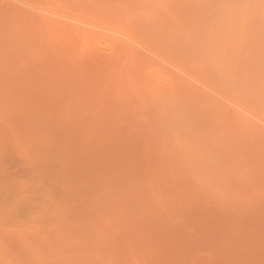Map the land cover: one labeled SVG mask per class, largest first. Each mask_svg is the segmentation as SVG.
Returning a JSON list of instances; mask_svg holds the SVG:
<instances>
[{"label": "bare ground", "instance_id": "1", "mask_svg": "<svg viewBox=\"0 0 264 264\" xmlns=\"http://www.w3.org/2000/svg\"><path fill=\"white\" fill-rule=\"evenodd\" d=\"M263 148L264 0H0V168L6 164L7 149L14 150V158H23L17 161L26 163L23 166L30 169V179L18 182L12 179L8 188L13 196L18 194L15 203L19 201L29 204L28 209L32 207L29 213H24L30 217L29 223L24 222L26 225L13 215L18 218V229H29L23 232L13 227L14 217L8 215L12 220L7 221L12 209L0 204V220L6 223L0 224V264H164V258L165 263L166 260L170 263L175 255L176 260L181 256V261L186 258L183 254L188 249L180 236L194 232L193 225L189 228V223H182L185 217L193 222L195 214L199 219L201 213L204 223L210 219L206 224L216 225L218 221L217 226L223 228L221 220L227 221L231 214L239 217L241 213L244 219L248 206L253 213L260 211L264 216V163L263 168L260 166ZM254 151L261 154L260 158ZM231 157L233 160L229 159ZM255 157L259 165L254 162ZM4 167L0 175L4 173L1 177L6 180ZM257 167L262 169L261 173ZM164 168L168 174L172 171L179 177H168V181L181 178L187 186L183 189L189 186L192 194L197 192L196 197H200L203 192L198 193L202 189L209 190L211 193H203L205 198L209 194L211 198L207 199L212 200L207 209L219 203L220 212L228 203L226 206L234 210L226 207L231 213H219V219L224 217L220 221L215 215H208L209 218L205 214V210L209 211L204 208L207 199L205 206L202 205L204 209L201 210L199 204L194 210L198 198L192 196L194 203L190 198L192 194L187 192L190 190H186L190 197H186L187 201L183 199L185 191H180L182 196L179 194L181 183L179 188L176 186L179 195L173 191L175 186L171 188L173 192L168 193L171 185L168 187L161 182L169 176L164 175L167 171ZM160 174L165 179L163 175L160 179ZM222 174L225 176H220L221 182L217 176ZM156 175L164 186L155 181ZM148 179L149 185L157 182L159 187L153 185L160 190L156 193L157 190H153L157 188L151 189V186L148 191L144 187L146 181H142L138 188L144 187L146 194L149 192L147 195H162V190L168 187L164 190L168 195L174 196L175 192L174 197H181L182 203L178 206L185 203L183 207L188 208L194 204L192 209L201 212L189 210L191 207L179 210L176 203H170L174 202L172 198L166 197L170 199L169 202L167 199L168 204L166 199L162 200L164 194L156 195L163 202L159 201V208L147 197L144 203L145 191L138 190L139 195L137 185L141 184L140 180H147V185ZM2 182L0 193L7 191V180ZM241 183L245 184V190L248 188V194L258 196L254 198L256 208L252 205L253 196L239 188ZM250 184L252 187L248 186ZM137 193L139 199L143 198L141 204ZM33 197L40 200L36 198L35 202ZM190 199L193 204L186 205V202L191 204ZM164 202L167 206L172 204L171 208L168 206L169 211L163 209L167 208ZM239 202L245 205L243 212L238 209L242 205ZM154 205L160 213L170 212L175 207L171 211L176 210L178 217L183 211H188L186 215L191 211L188 215L192 218L183 213L185 217L181 221L183 230L187 229L185 226L190 229L184 230L186 233L180 231L181 224L176 226L178 218L174 217L177 215L171 212H165L170 214L169 218L166 214H162L163 218L158 215L161 222L158 227L165 223L164 219H170L165 223L169 230L164 227L170 235L168 238L166 235V239L170 243V232L176 233L171 241L179 243L182 251L174 249L176 243L173 247L170 245L173 242L167 246L164 228L157 231L164 235L160 240L165 239V245L159 240V234L154 232L153 236L152 231H156L155 227L151 229L156 218ZM236 209L239 212L235 216ZM260 212L254 216L264 222ZM232 215L229 223L235 225L242 221L240 216L236 223ZM203 218L200 217L201 222ZM250 220L247 225L259 222L254 218ZM30 222L32 227L27 226ZM195 222L193 224H197ZM201 222L198 223L204 224ZM242 223L236 226L240 228ZM7 224L8 228L15 229H8ZM170 225L173 229L179 228V233L174 232L176 229L172 231ZM225 226L224 229L226 223ZM236 226L230 228L238 229ZM245 228L248 230L245 233H242L243 228L239 229V238L251 235L249 228ZM228 229L224 230L227 234L221 230L217 235L223 240V235L228 237L229 233L231 239ZM235 237L227 248V251L232 250L231 256L230 247L233 248ZM237 243H234L235 249L242 246L241 242ZM163 246L172 248L167 249L171 258L167 252L162 254L166 251L165 247L162 250ZM173 249L179 253L185 250L178 256ZM256 257L252 259H261L259 264H264V256ZM250 259L251 264H255V260ZM185 261L192 264L187 259L181 264Z\"/></svg>", "mask_w": 264, "mask_h": 264}, {"label": "rangeland", "instance_id": "2", "mask_svg": "<svg viewBox=\"0 0 264 264\" xmlns=\"http://www.w3.org/2000/svg\"><path fill=\"white\" fill-rule=\"evenodd\" d=\"M262 144H263V143H262ZM237 147H238V145H237ZM249 147H251V148L254 150L253 146H249ZM261 147H262V146H261ZM234 148H235V145H234ZM234 148H233V149H234ZM242 148H243V147H242ZM242 148H239V151H240V149H242ZM236 149H237V148H236ZM236 149H235V151H236ZM245 149H246V148H245ZM255 149H256V148H255ZM261 149H262V148H261ZM263 149H264V148H263ZM9 150H11V151H9ZM9 150L7 149V152L10 153V154L12 155V154L14 153V150H13V151H12V149H9ZM248 150H249V149H248ZM253 150H252V151H253ZM259 150H260V149H259ZM241 151H242V150H241ZM241 151H240V153H242ZM249 151H250V150H249ZM11 152H12V153H11ZM237 152H238V150H237ZM245 152H246V151H245ZM250 152H251V151H250ZM8 153H7V155H5V156H8V157L6 158V159H7V160H6L7 162L4 161V162L6 163V164L4 163V164H5V165H4L5 167L2 166V168H0V170H1V169H3V167H4V169L7 170V172H6V170H5V172H6L7 175H8V176H7V179H6V180H7V191H6V192H2V193H0V204H3L4 206H5V205H8V206L10 207L9 209H12V210H11L12 212H10L11 214H7V221L12 220L10 217H8V215H11L12 218L14 217L13 219H15V220L13 221V223L15 224V226H13V225H12V226H13V227H16V229L13 228V227L8 228V227H9V226H8L9 224H7V228L10 229V230H14V229L17 230V229H18L17 226H19L20 224L17 222V221H18V218H16V217H17V216L20 217L19 219H20L21 222H22V220H23V223H24L25 221H26L27 223H29V220H28V218H30V217H28L29 214H27V215H28V216H27V215L24 214V213H29V212H30V208H32V207H30V208L28 209L27 207H28L29 204H27V205H23V204H20L19 201H17V202L15 203V200H14V199H16V200L18 199V198L16 197L18 194H15V195L13 196V191L10 190V188H8V185L11 183L10 181H12V179H16L17 182H18L19 180L26 181V180L30 179V174H29L30 172H28L30 169H29V170H26V169H28V167H27L28 165H29L30 168H31V164H30L29 162L26 161V162H27V166H26V165H25V166H26L27 168H25V167L23 166V164H24L25 162H24L23 164H20L21 161H20V163L18 162V161H19L18 159H19L21 156H19V158L16 159V158H14L13 155H12L13 157H9V154H8ZM240 153H239V155H240ZM246 153H247V152H246ZM251 153H252V152H251ZM263 153H264V152H263ZM17 154H18V153H17ZM232 154H233V153H232ZM234 154H235V152H234ZM244 154H245V153H244ZM253 154H254L255 156H256V154H257V157L260 158V155H261V154H259L258 151H256V152L254 151ZM11 155H10V156H11ZM14 155H15V153H14ZM18 155H19V154H18ZM18 155H17V156H18ZM227 155H228V154H227ZM229 155H230V153H229ZM246 155H248V154H246ZM15 156H16V155H15ZM241 156H242V155H241ZM250 156H252V155H250ZM233 157H235V156L233 155ZM237 157H238V156H237ZM243 157H244V160L247 159V158H245V156H243ZM243 157H242V158H243ZM247 157H248V156H247ZM253 157H254V156H253ZM262 157H263V158L261 159V165H260L261 167H262V164L264 163V161H262V160H264V154L262 155ZM21 158H22V157H21ZM21 158H20V159H21ZM248 158H249V157H248ZM250 158H251V157H250ZM255 158H256V157H255ZM22 159H23V158H22ZM227 159H228V157H227ZM229 159L231 160L232 157L229 158ZM237 159H238V158H237ZM237 159H236V160H237ZM240 159H241V158L239 157V160H240ZM256 159H257V158H256ZM17 160H18V161H17ZM232 160H233V159H232ZM239 160H238V161H239ZM241 160H242V159H241ZM253 160H254V159H253ZM22 161H25V160H22ZM246 161H247V160H246ZM232 162H233V161H232ZM248 162H249V161H248ZM248 162H247V163H248ZM254 162H257V163H258V159H257V161H254ZM226 163H227V162H226ZM229 163H230V162H229ZM234 163H235V162H234ZM234 163H231V164L234 165ZM237 163H238V162H237ZM241 163H244V162H241ZM259 163H260V162H259ZM259 163H258V165H259ZM25 164H26V163H25ZM6 165H7V166H6ZM164 165H165V164H164ZM227 165H228V164H227ZM227 165H226V166H227ZM236 165H237V164H236ZM250 165H251V164H250ZM252 165H253V167H254V164H252ZM244 166H245V165H244ZM256 166H257V164H256ZM256 166H255V167H256ZM6 167H7V168H6ZM165 167H166V165H165ZM227 167H228V166H227ZM246 167H247V166H246ZM253 167H252V169H253ZM263 167H264V166H263ZM263 167H262V168H263ZM166 168H167V167H166ZM230 168H231V167H230ZM232 168H234V167H232ZM232 168H231V169H232ZM243 168H244V167H243ZM257 168H258V167H257ZM168 169H170V168H168ZM228 169H229V168H228ZM234 169H235V168H234ZM246 169H247V168H244V170H246ZM254 169H255V168H254ZM258 169H260V168H258ZM263 169H264V168H263ZM31 170H33V168H32ZM164 170H165V168H164ZM166 170H167V169H166ZM166 170H165V171H166ZM170 170H171V169H170ZM248 170H249V169H248ZM261 170H262V169L259 170L260 173L262 172ZM33 171H34V170H33ZM225 171H226V170H225ZM250 171H251V170H250ZM252 171H253V170H252ZM257 171H258V170H257ZM259 171H258V172H259ZM2 172H4V170H2ZM248 172H249V171H248ZM248 172H247V173H248ZM170 173L173 174L174 172L170 171L169 174H168V170L166 171L165 174H164V172H163V174H164L165 176H166L167 174L169 175V176H167V178H166L167 181L169 180L168 177H169V178H172V176H176L175 173H174V175H172V174L170 175ZM247 173H246V174H247ZM254 173H255V172H254ZM163 174H160V179H161V176H162ZM220 174H221V173H220ZM223 174H224V173H223ZM223 174H222V175H218L217 178L219 179L220 176H221V177H222V176L224 177L225 175H223ZM242 174H243V173H242ZM244 174H245V172H244ZM249 174H250V173H249ZM255 174H256V173H255ZM255 174H254V175H255ZM262 174H263V173H262ZM262 174H261V175H262ZM2 175H4V173H3ZM2 175H0V177H1ZM5 175H6V174H5ZM31 175H33V173H32ZM164 175H163V178H162V179H165V176H164ZM226 175H227V174H226ZM230 175H231V174H230ZM238 175H239V174H238ZM247 175H248V174H247ZM254 175H253V176H254ZM263 175H264V174H263ZM156 176H157V175H156ZM158 176H159V175H158ZM158 176L156 177L157 179L155 178V179H156L155 181H157V182H158ZM170 176H171V177H170ZM243 176H244V175H243ZM259 176H260V175H259ZM176 177H178V176H176ZM221 177H220V178H221ZM227 177H228V176H226L225 179H227ZM1 178H2V177H1ZM1 178H0V179H1ZM31 178H32V177H31ZM230 178H231V177H230ZM232 178H233V177H232ZM245 178H246V177H245ZM247 178H249V176H248ZM253 178H254V177H253ZM146 179H147V178H146ZM166 179H165V180H161V182L164 181V185H167L168 187H169V185H171V187H169L170 189L167 187V188H165V189L162 190L163 192H161V193H163L164 196H163V194L160 195V193L156 194V193L160 190V189L158 190L159 185H156L157 182H155V181H153V184L156 185V186H158V187H155L153 184H152V185H149V183H151V181H150L149 179H148V180H149L150 182L148 181V184H147V185H145V184L147 183V180H140L139 182H141V184L138 183L139 185H137V191H138V190H140V191L144 190V191H145L146 189L148 190L149 187L153 186L151 189H153L154 187L157 188V189H154V190H153V191L157 190V191H155L156 193L154 192V193H155V196H154L153 192H150L151 194H153V195H152L153 198H156V197H157L156 195H159V196H161V197L163 196L162 200H163V199H164V200L166 199L165 202H167V199H169V198L171 199V198H172V199L174 200V202H172V200L170 201V199L168 200V202L170 201V203H174V204L176 203V205L179 204V205L181 206V203H182V202L180 201L181 197L178 196V195H179V194L181 195V193H182L183 190H184L183 188H186L187 186L183 185V184H185V183H184V182H181V178H180L179 181H177V180L179 179V177H178V179H176L175 177H174L173 179H171L172 182H171V180L168 181V182H165ZM174 179H176V181H174ZM236 179H237V177H236ZM236 179H235V183L237 182ZM238 179H239V177H238ZM240 179H241V178H240ZM254 179H256V177H255ZM260 179H261V178H260ZM6 180L2 178V179L0 180V182H2V181H6ZM16 180H15V181H16ZM153 180H154V179H153ZM229 180H230V179H229ZM243 180H245V179L243 178ZM250 180H251V179H250ZM262 180H263V178H262ZM13 181H14V180H13ZM142 181H146V183L144 182V187H146V189H143L144 187L142 186L143 188H142V190H141V188H138V186H141V185L143 184ZM223 181H225V180H223ZM226 181H227V180H226ZM226 181H225V182H226ZM233 181H234V180H233ZM251 181H252V180H251ZM9 182H10V183H9ZM154 182H155V183H154ZM170 182H171V184H168V183H170ZM217 182H218V181H217ZM221 182H222V178H221ZM221 182H220V183H221ZM225 182H224V183H225ZM252 182H253V181H252ZM256 182H257V181H255V183H256ZM259 182H260V181H259ZM2 183H3V182H2ZM45 183H46V182H45ZM158 183H159L160 185L162 184V183H160V182H158ZM158 183H157V184H158ZM179 183H181V188H182V189L179 188V185H178ZM229 183H230V185H231V181H230ZM229 183H228V184H229ZM233 183H234V182H233ZM244 183H245V182H244ZM246 183H247V182H246ZM249 183H250V182H249ZM255 183H253V184H255ZM0 184H1V183H0ZM236 184H237V183H236ZM236 184H235V186H237ZM251 184H252V183H251ZM251 184L248 185V186H251ZM253 184H252V186H253ZM2 185H4V183H3ZM47 185H49V184H47ZM148 185H149V186H148ZM162 185H163V184H162ZM162 185H161V186H162ZM164 185H163V186H164ZM177 185H178V186H177ZM225 185H227V184H225ZM263 185H264V184H263ZM5 186H6V184H5ZM5 186H4V187H5ZM10 186H11V185H10ZM50 186H51V185H50ZM161 186H160V187H161ZM174 186H175V187H174ZM176 186L180 189V190H179V194L177 193L178 190H177V187H176ZM183 186H185V187H183ZM241 186H242V183H241ZM241 186H239V188H242V190L246 187L245 184H243L242 187H241ZM252 186H251V187H252ZM255 186H256V185H255ZM260 186H261V185H260ZM260 186H256V187L259 188ZM4 187H3V188H4ZM19 187H20V186H19ZM46 187H47V186H46ZM54 187H55V186H54ZM147 187H148V188H147ZM165 187H166V186H165ZM172 187H174V189H176V190L171 189ZM227 187H228V186H227ZM231 187H233V184H232ZM0 188H1V185H0ZM3 188H2V189H3ZM50 188H51V187H50ZM163 188H164V187H163ZM223 188H226V187L223 185ZM233 188H234V187H233ZM233 188H232V189H233ZM239 188H238V189H239ZM260 188H261V187H260ZM2 189H1V191H3ZM13 189H14V188H13ZM51 189H55V188H51ZM57 189H58V188H57ZM151 189H150V191H151ZM167 189L170 190V191L168 192V193H170V194H171V192H173V191H175V192L178 194V195H176V197H178V199H179V200H178L179 203H177V202H178V201H177V198L174 197L176 193H175V192L172 193V194H174V196H172V195H170V194H169V195H170V196H169V195L167 194V191H164V190H167ZM228 189H229V188H228ZM236 189H237V188H236ZM247 189H248V188H246V190H247ZM251 189H252V188H251ZM253 189H254V188H253ZM262 189H264L263 186H262ZM14 190H15V189H14ZM17 190H18V189H17ZM17 190L15 191L16 193L18 192ZM172 190H173V191H172ZM181 190H182V191H181ZM186 190H190V189H189V186H188V188H187ZM186 190H184L185 192L183 193V194H185V195L182 194V195H183V199H186L187 196H188L187 199H189V197H190L189 194H190V195L192 194V191L190 190L191 192H190V191H187V192H189V194L186 195ZM244 190H245V189H244ZM246 190H245V192H247ZM249 190H250V189H249ZM260 190H261V189H259V191L256 190L257 195H258V192H261ZM53 191H54V190H53ZM148 191H149V190H148ZM180 191H181V193H180ZM206 191H209V190H207V189H202V191L199 192L198 194L200 195L202 192L204 193V192H206ZM225 191H227V190H225ZM257 191H258V192H257ZM262 191H263V190H262ZM51 192H52V190H51ZM57 192H58V191H57ZM138 192H139V191H138ZM164 192H166V195H165ZM209 192H210V191H209ZM229 192H230V191H229ZM231 192H232V191H231ZM235 192H236V191H235ZM59 193H60V197H61L62 194H61V192H59ZM140 193H141V192H139V195H141ZM148 193H149V192H148ZM148 193H147V194H148ZM196 193H197V192H195V194H194V191H193V194L191 195L190 198H193L192 196L195 195L194 197H195V198H198V199H196V203L199 201L198 204H197V205H196V204L194 205V204L191 202V200L193 201V199H194V203H195V198H193V199H190V203H191V204H187V202H186V205H192V204H193L195 207L197 206L196 208H194V210L197 209V208H199V207H198L199 204L201 205V206H200V209H201V210L204 209V208L207 209V207L209 208V206L212 205V203H211L212 200H211V199H207L208 196H209V198H211L209 194H206L207 197L205 198V196H204L203 193L200 195V197H196ZM210 193H211V192H210ZM236 193H237V192H236ZM239 193H241V192H239ZM243 193H244V192H243ZM243 193H242V194H243ZM56 194H57V193H56ZM142 194H143V192H142ZM144 194H146V191L144 192ZM144 194L142 195L143 197H145L144 199H143L142 196H141V199H143V202H144V200H146V197H147L149 200L151 199V201H154V202L156 203L157 206L160 205V202H159V201L162 202L161 199L159 200V197H158V199L156 198V199L158 200V201L156 202L155 199L153 200V199L151 198V197H152L151 195H147V194H146V195L144 196ZM228 194H230V193H228ZM232 194L234 195L235 193H232ZM242 194H241V195H242ZM244 194H245V193H244ZM244 194H243V197H244ZM247 194H248V192H247ZM250 194L252 195L251 192H250ZM250 194H248V195H250ZM253 194H255L254 191H253ZM139 195H138V193H137V198L139 197ZM182 195H181V196H182ZM199 195H197V196H199ZM202 195H203V196H202ZM226 195H227V194H226ZM226 195H225V196H226ZM251 195H250V196H251ZM259 195H260V194H259ZM28 196H30V195H28ZM37 196H38V195H37ZM39 196H40V195H39ZM57 196H59V194H57ZM150 196H151V197H150ZM167 196H168L169 198H166ZM171 196H172V197H171ZM184 196H185V197H184ZM212 196H213V195H212ZM218 196H219V195H218ZM221 196H222V195H221ZM235 196H236V195H235ZM245 196H246V194H245ZM252 196H253V195H252ZM260 196H262V194H261ZM260 196H259V197H260ZM15 197H16V198H15ZM21 197H22V196H21ZM40 197H41V196H40ZM173 197H174V198H173ZM179 197H180V198H179ZM201 197H202V198H201ZM203 197H204L205 199H204ZM213 197H215V195H214ZM226 197H228V195H227ZM229 197H231V196H229ZM243 197L241 196V198H243ZM246 197H247V196H246ZM257 197H258V196H257ZM257 197H256V198H257ZM25 198H26V197H25ZM27 198H29V197H27ZM27 198H26V199H27ZM36 198H37V197H33V200H35V202H36L37 199H38V198H37V199H36ZM175 198H176V199H175ZM200 198H201V203L204 202L203 204L200 203V200H199ZM217 198H218V197H217ZM220 198H221V197H220ZM222 198H224V197H222ZM248 198H249V199H251V198L253 199V200H252V201H253L252 205H253L254 202H255V199H256V198H255L254 196L251 197V198H250V197H248ZM254 198H255V199H254ZM19 199H20V198H19ZM21 199H22V198H21ZM29 199H31V197H30ZM141 199L138 198V201L140 200V201H139L140 204H141V202H142ZM148 199H147V201H148ZM183 199H182V200H183ZM187 199H186V201H187ZM203 199H204V200H203ZM206 199L208 200V201H207V204L205 203V200H206ZM215 199H216V197H215ZM218 199H219V198H218ZM224 199H225V198H224ZM233 199H234V198H233ZM261 199H262V197L260 198V200H261ZM263 199H264V198H263ZM38 200H40V199H38ZM202 200H203V202H202ZM209 200H211V201H209ZM213 200H214V199H213ZM221 200H222V199H221ZM238 200H239V199H238ZM238 200H237V201H238ZM242 200H243V199H242ZM242 200H241V202L243 203L244 200H243V201H242ZM246 200H247V201H246ZM260 200H259V201H260ZM26 201H27V200H26ZM30 201H31V200H30ZM176 201H177V202H176ZM216 201H217V202H220V201L217 200V199H216ZM227 201L229 202V199H228ZM227 201H226V203H227ZM245 201H246V203H247V202H248V199H245ZM256 201H257V200H256ZM23 202H24V201H23ZM23 202H22V203H23ZM145 202H146V201H145ZM145 202H144V203H145ZM154 202H153V204H155ZM158 202H159V204H158ZM165 202H164V203H165ZM168 202H167V204H168ZM184 202H185V201H184ZM188 202H189V201H188ZM234 202H235V201H234ZM241 202H239L240 205L242 204ZM249 202H250V201H249ZM257 202H258V201H257ZM262 202H264V200H262ZM4 203H5V204H4ZM26 203H28V202H26ZM26 203H25V204H26ZM29 203H30V202H29ZM148 203H150L149 205H151V202H148ZM148 203H147V205H148ZM162 203H163V202H162ZM162 203H161V204H162ZM170 203H169L168 206L171 208V207H172V204L170 205ZM208 203H211V205H209ZM213 203H214V202H213ZM221 203H223V200H222V202H220V204H221ZM237 203H238V202H237ZM244 203H245V202H244ZM244 203H243V204H244ZM250 203H251V202H250ZM250 203H248V204H246V205L248 206ZM32 204H34V203H32ZM167 204L165 203V205H163V206L166 207ZM174 204H173V205H174ZM184 204H185V203H184ZM184 204H183V205H184ZM204 204H206V207L203 208L202 205L205 206ZM214 204H215V203H214ZM214 204H213V205H214ZM231 204H232V203H231ZM234 204H235V203H234ZM243 204L241 205V209H240V207H239V204H238V205L236 204V206H238L239 208H238V207H235V208H238L239 211H240V210L242 211V209H245V208H243V207H245V205L243 206ZM255 204H257V203H255ZM255 204H254V207L256 208ZM260 204H261V202H260ZM183 205H182V207H180V206L177 205V207L179 208V210H181L182 208H185V209L187 208V207H183ZM193 205H192V206H189L188 208L191 207V209H189V210H191V211H193V212H196V211H194V210L192 209V208L194 207ZM208 205H209V206H208ZM218 205H219V203L216 204V206L214 205V206H213V209L210 208V210L212 209V210L215 211L216 209H214V207H217V210H216V211L220 210V209L222 208V207H221L222 205H219L221 208L218 207ZM226 205H228V203L225 204V206H224L225 208L228 207L229 209H231V211L234 210V209L230 208L231 206L229 207V206H226ZM29 206H30V205H29ZM32 206H33V205H32ZM35 206H36V205H35ZM163 206H162V207H163ZM168 206H167V208H163V209H164V210L167 209V210L169 211ZM174 206H175V205H174ZM242 206H243V207H242ZM250 206H251V205H250ZM261 206H262V204H261ZM33 207H34V206H33ZM153 207H154V210H155V207H156V206L154 205ZM162 207H160V208L162 209ZM201 207H202V208H201ZM248 207H249V206H248ZM248 207H246V208L249 209V210L244 211V212H245L244 214H246V215H245L246 217L244 216L245 218H247V216H249V214H250L249 218H247L248 220L246 219V220L248 221L247 224H249L250 222H252V220H250V218H254L255 222H258V221H259V220H258L259 217H258V216H254V215L256 214L257 211L255 210V212L253 213L254 210L252 211V209L250 210V207H249V208H248ZM254 207H253V208H254ZM259 207H260V206H259ZM158 208H159V206H158ZM158 208H157V209H158ZM174 208H175V207H173L171 210H173ZM180 208H181V209H180ZM188 208H187V210H188ZM218 208H219V209H218ZM225 208H224L223 210H221L220 212L218 211V214H219V213H220V214H223V213H224L223 211H225V213H227V215H228V213L230 212V210H228L227 208L225 209ZM257 208H258V206H257ZM262 208H263V207H262ZM262 208H260L259 210H261ZM13 209L17 210L16 213L14 212L15 214L13 213V211H14ZM163 209H162V210H163ZM175 209H176V208H175ZM200 209H199V211L197 210V212H201ZM32 210H33V209H32ZM162 210H161V211H162ZM171 210H170L171 213H170V212H167V211H165V212L174 215V214L176 213V210H175V211H171ZM207 210H209V209H207ZM210 210H209V211H210ZM257 210H258V209H257ZM7 211H10V210H7ZM158 211H160V210H158ZM191 211H189L190 213H188V214L191 215V214H192ZM203 211H204V210H203ZM209 211L207 212V211L205 210V212H206L205 214H206L207 216H208V215H215L214 217H215V218H218L219 221H220L221 219L224 218V217H223V218L219 219V218H220V214H219V215H216V214H217L216 211H215L216 214H215V213L213 214L214 211H213V212L210 211L211 213L209 214ZM227 211H228V212H227ZM237 211H238V210L236 209V213L234 212L235 216H236V214H237ZM239 211H238V212H239ZM251 211H252V214H251ZM31 212H32V211H31ZM156 212H157L156 210L153 212V213H155L153 216L156 215V216H155L156 218L154 217V218H155L154 221H155V223L157 222L158 224H156V225H157V227H156V225H155V223H154V221H153L154 218H153V216H151L150 218H153V219H150V220L152 221L151 224L154 223V224H153L154 226L152 225V228H151V229H153V228L155 227L156 231L153 230L152 233L154 234V232H156L157 234H159V240H160V238L164 236V235H163L164 232L167 231V230L164 228V227L166 226L165 223H166V221H167V223H169V222H170V221H169L170 219H167V220H166V219H164V220L162 219L163 221H165V223H163L162 226H159V227H158V225H161V222H159L158 218H159V217H160V218H163V217H164L163 215H165V214H166V216L168 215L167 217L169 218L170 214H167V213H165L164 211H163L164 213H162V212H161V213H160V212H157V213H156ZM174 212H175V213H174ZM181 212H182V211H181ZM186 212H188V211H186ZM186 212L183 211V212L181 213V215H180V212L178 213V210H177V213L180 215V216H179L180 218L178 217L177 214H175V215H177V217H176V216H175V217L173 216V217L179 219V221H178V219H176V220H177V225H176V224H175V225L178 226V224H179V225L181 224V225H180V226H181V230H180L179 228H177V229H179V230L182 231V232H183L184 230L187 231V229H189V228L193 225V226H192V227H193L192 229H194V232L191 230L192 232H191V231H188V232H190V233L187 234V233L184 231L183 233H186V234H184L183 236H180V239L182 238V241H184V242L181 241L182 244L185 245V243H186L187 248H185V247H183V246H180V247L185 248V249H188L189 252H190V253H189L190 255L188 254V250H187V253H186V250H185V249H183V252H184V250H185V253H184V254H183V252H182V253L180 252V253H181V255H182V254L185 255L186 258H184V259H187L190 263L192 262V264H238V263L240 262L239 264H245L246 261L248 260V258L250 259V256H251L250 254H252V253H253V254L256 253V252H257V249H259V250H258V253H256V255L258 254L257 257L260 255V257L263 258V256H264V229H263V228H264V222L262 221L261 218H264V216L262 217L263 214H261L260 211H258V212H260V215H259V216H261V217H260V219H261L260 221H261L262 224L260 223V221L258 222V223H260V224H258V223H257V224H252V223H251L250 225L245 224V223H246V222H245L246 220H245V218H244V219L242 218L243 213H241V215H240L241 217H240V216H239V217H240V220L242 219V221L237 220L236 218L239 219V217H236V218H235V217L231 214V215L233 216V217H231V218H232V219L235 218V219L237 220V221H235L236 223H238V221H240L239 224H235V225H234V224H232V223H229L230 220L228 221V219H230V216H231V215L229 214V215H230V216H228L229 218H226L227 215H225V216H226L225 218L227 219V221H224V222H223V220H221L222 222L220 221V223H224V224H223V226H224L223 228H222L221 226H219V227L217 226L218 221H216V222H217V223H216V222H215L216 219L214 220V222L216 223V225L213 224V222H212V224H213L214 226H213L212 224L209 225L210 223L206 224V222H209L210 219H209V221H208V219H207V221L204 223L205 219L203 218V215L200 216L201 213H200L199 216L203 218V219H201L202 222L200 221V217H199V216H198L199 219H197V216H196V215H198V214H195V217H196V218L193 217V218H195L194 220H195L196 222H195V221L191 222L190 220H193V219H189V220H188V217H187V220H186V217H185L184 214H183V213H185V215H186ZM197 212H196V213H197ZM221 212H222V213H221ZM242 212H243V211H242ZM246 212H247V213H246ZM249 212H250V213H249ZM258 212H257L256 215L259 214ZM263 212H264V211H263ZM7 213H9V212H7ZM207 213H208V214H207ZM230 213H231V212H230ZM17 214H18V215H17ZM162 214H163V215H162ZM188 214H187L186 216H189ZM203 214H204V212H203ZM205 214H204V216H205ZM13 215H16V217L13 216ZM158 215H159V217H158ZM160 215H162V217H161ZM182 215H183V216H182ZM238 215H239V213H238ZM238 215H237V216H238ZM252 215H253V217H251ZM33 216H34V215H32V217H33ZM166 216H165V217H166ZM193 216H194V214H193ZM216 216H218V217H216ZM221 216H223V215H221ZM171 217H172V216H171ZM183 217H185V222H182V223H185L184 225H186L187 223H189V228H188L187 226H185L187 229H184V230H183V228H182V227H183V226H182L183 224L181 223ZM189 217H190V216H189ZM208 217H209V216H208ZM212 217H213V216H212ZM214 217H213V218H214ZM9 218H10V219H9ZM174 218H173V220H175ZM190 218H192V217H190ZM205 218H206V217H205ZM209 218H211V217H209ZM213 218H212V220H213ZM255 218H257V219H255ZM0 219H1V217H0ZM21 219H22V220H21ZM171 219H172V218H171ZM180 219H181V220H180ZM232 219H231V222L234 223V221H232ZM235 219H234V220H235ZM1 220H2V219H1ZM1 220H0V224H5V225H6V223H4V222L1 221ZM176 220H175V223H176ZM197 220H199L198 222H201V223H204V224L201 225L200 223L197 222ZM212 220H211V221H212ZM224 220H225V219H224ZM254 220H253V221H254ZM263 220H264V219H263ZM20 221H19V222H20ZM160 221H161V219H160ZM163 221H162V222H163ZM168 221H169V222H168ZM183 221H184V219H183ZM173 222H174V221H173ZM173 222H172V220H171V223H173ZM178 222H179V223H178ZM190 222H191V223H190ZM194 222L197 223L198 225H197V224H193ZM241 222H243V223H242L243 226H242V225H241V226H242V228H243L244 230L241 228V226H240V228L237 227V226L240 225ZM244 222H245V223H244ZM23 223H21V224H23ZM225 223L227 224V228L229 227L228 230H231L230 235L232 234V236H231L232 241L234 240L233 237H235V236L238 237V236L241 234V233H238L241 229L243 230V231L241 230L242 233H245L244 231L247 230L245 227L247 226V227L249 228V233H251V235L248 234L247 232H246V233H247L248 235H246V234H244V235H245V236H249V238L247 237L248 239L245 240V239H246L245 236L243 237V235H242V237H240V238H239V237H238V238L235 237V239H237V240L239 241V243H240V242L242 243L243 241H245V242L247 241V242H248L249 239H250V241L253 240V241H255V242L253 243V241H252V242H249L248 244H247V242H246V243L244 242V243H245V246H243L244 243H242V246H241V245H239V243H237V240H236V242H234V243H237L236 245H239V246H237L238 249H235V248H236V247H235V244H234V243L232 244V245H234V246H233V248L230 247L231 249H233V254H232V256H231V253H232V252H230V251H232V250L227 251V248H229V246H230V245H228V244H229V243L231 244V242H229V241L231 240V239H230V236H229V233H228V237H225V236H227V235H225V236L223 235V237H224V238L222 237L223 240L221 239V237H220L221 235H220V234H219V236L217 235V234H218L217 232H220L221 230H222L221 233H222V232H223V234L226 233L225 231H227V230H226L227 228L224 229V228L226 227V226H225ZM228 223H229V224H228ZM253 223H254V222H253ZM16 224H17V226H16ZM18 224H19V225H18ZM24 224L26 225V223H24ZM24 224H23V225H24ZM32 224H33V223H32ZM32 224H31V222H30V225L28 224L27 226H31ZM164 224H165V225H164ZM199 224H200L201 227L199 226ZM205 224H206L207 226H209V227L204 226ZM230 224H232V225H231L232 228H234V226L237 225L236 228H238V229H231V228H230V227H231ZM244 224H245L246 226H245ZM220 225H221V224H220ZM233 225H234V226H233ZM252 225H255V226H252ZM259 225H260V226H259ZM2 226H3V225H2ZM10 226H11V222H10ZM34 226H35V225H34ZM210 226H211V227H210ZM215 226H217L218 228L221 227L222 229L220 228L221 230L219 229L220 231H218V228L215 227ZM249 226L252 227V230L250 229ZM262 226H263V227H262ZM20 227H21V226H20ZM24 227H25V226H24ZM31 227H32V226H31ZM166 227H167V229L169 230V226H166ZM173 227H174V225H173ZM198 227H199V228H198ZM12 228H13V229H12ZM22 228H23V227H22ZM22 228H21V229H22ZM157 228H158V229H157ZM159 228H161V229H159ZM163 228H164L165 230H164ZM170 228H172L171 225H170ZM216 228H217V229H216ZM31 229H32V228H31ZM43 229H44V228H43ZM43 229H42V230H43ZM162 229L164 230V232H162V233H163V234H162L163 236H161L160 233H158V231H157V230H160V232H161ZM174 229H176V228H174ZM174 229L172 228V231H174ZM177 229H176V230H177ZM198 229H199L200 231H198ZM239 229H240V230H239ZM261 229H263V230H261ZM18 230H20V229H18ZM22 230H23V232H29V229H28V231H25L26 228H25V230H24V228H23ZM22 230H20V231H22ZM170 230H171V229H170ZM179 230L174 231V232L179 233V232H178ZM189 230H190V229H189ZM224 230H225V231H224ZM234 230H236V232L233 234L232 232H234ZM150 231H151V230H150ZM241 231H240V232H241ZM247 231H248V230H247ZM250 231H252L253 233L250 232ZM262 231H263V232H262ZM168 232H169V231L165 232V239H166V235L168 234ZM224 232H225V233H224ZM229 232H230V231H229ZM260 232H261V234H260ZM170 233H171V236H172V237H173V235L176 234V233H173V232H170ZM236 233H237L238 235H237ZM258 233H259V234H258ZM181 234H182V233H180V235H181ZM226 234H227V233H226ZM252 234H253V235H252ZM255 234H256V236H255ZM155 235H156V234H154L153 236L155 237ZM257 235H258V236H257ZM160 236H161V237H160ZM240 236H241V235H240ZM250 236H251V238H250ZM259 236H261V237H259ZM156 237H157V236H156ZM168 237H170V235H167V238H168ZM172 237H171V239H172ZM174 237H175V236H174ZM177 237H178V235H177ZM254 237H255V238H254ZM258 237H259V238H258ZM228 238H229V239H228ZM260 238H261V240H259ZM161 239H162V238H161ZM165 239H164V240H165ZM171 239H170V243L173 242V241H171ZM174 239H175L176 241L178 240V238H176V237H175ZM180 239H179V241H180ZM218 239H219V240H218ZM220 239H221L222 241H220ZM159 240H158V241H159ZM164 240H160V241H161V242H164L163 244L165 245L167 239H166L165 241H164ZM175 240H174V241H175ZM160 241H159V242H160ZM167 241H168V240H167ZM177 242H178V241H177ZM181 242H180V243H181ZM170 243H169V241H168V245H167L168 247H169L170 245L172 246V245L175 244L176 242H173L172 244H170ZM222 243H224L225 246H223ZM241 243H240V244H241ZM251 243H253L252 245H253V246L255 245V246L252 247V246L250 245ZM169 244H170V245H169ZM176 244H177V246H174V245H173V246H174V249H175V250H178V249H176V248H179V246H178L179 243H176ZM182 244H181V245H182ZM226 244H227V245H226ZM246 245H247V246H246ZM161 246H162V245H161ZM167 246H163V247H161V248H163L162 250H164V247H165V249H166V251L164 250V252H162V254H165V253L167 252V255L170 254V256H171V252H168V251H170V250L167 251V249H170L171 247H170V248H167ZM173 246H172V247H173ZM222 246H223V247H222ZM226 246H227V247H226ZM175 247H176V248H175ZM225 247H226V248H225ZM224 248H225V250H224V252H223L222 250H223ZM171 249H172V248H171ZM174 249H173L172 252H175V254H177V252L179 253V251H174ZM179 249H180V251H182L181 248H179ZM234 249H235L237 252H235ZM255 250H256V251H255ZM242 251H243L244 253H243ZM254 251H255V252H254ZM180 253L178 254V256H180ZM260 253L263 254V256H261ZM173 254H174V253H173ZM173 254H172V256H174ZM191 254H192V255H191ZM253 254H252L251 257H252V258H255L256 255H253ZM167 255H166V256H167ZM188 255H189V256H188ZM249 255H250V256H249ZM163 256L165 257V255H163ZM168 256H169V255H168ZM170 256H169V257H170ZM176 256H177V255H175V259H174V260H173V258L170 257V258H171L170 260L173 261V262L170 261L171 264L174 263V261H176L174 264H178V261H180L179 259L181 258V256L178 257L177 260H176V258H177ZM242 256H243V258H245V259L247 258V259H246L245 261H243V260H244L243 258H242L243 260L240 259V257H242ZM253 256H254V257H253ZM189 257H190V258H189ZM235 257H236V258L239 257V258H238V259H234ZM257 257H256V258H257ZM188 258H189V259H188ZM252 258L250 259L251 261L255 260V259H252ZM258 258H259V257H258ZM184 259L182 258L181 261L183 262ZM239 259H240L242 262H241V261L238 262ZM168 260H169V258H168ZM181 261H180V264H181ZM235 261L238 262V263H236ZM248 261H249V260H248ZM259 261H261V259H259L258 261L255 260V264H256V262H258L257 264H259ZM166 262L168 263L169 261L166 260ZM167 263H165V258H164V264H167ZM170 263H168V264H170ZM249 263L251 264L250 261H249L247 264H249ZM263 263H264V258H263ZM182 264H186V261H185V263H182ZM187 264H188V263H187ZM252 264H254V262H252ZM261 264H262V262H261Z\"/></svg>", "mask_w": 264, "mask_h": 264}]
</instances>
